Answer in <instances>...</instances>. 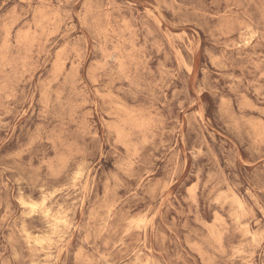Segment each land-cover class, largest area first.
I'll list each match as a JSON object with an SVG mask.
<instances>
[{"label": "rangeland", "instance_id": "rangeland-1", "mask_svg": "<svg viewBox=\"0 0 264 264\" xmlns=\"http://www.w3.org/2000/svg\"><path fill=\"white\" fill-rule=\"evenodd\" d=\"M0 264H264V0H0Z\"/></svg>", "mask_w": 264, "mask_h": 264}, {"label": "bare ground", "instance_id": "bare-ground-1", "mask_svg": "<svg viewBox=\"0 0 264 264\" xmlns=\"http://www.w3.org/2000/svg\"><path fill=\"white\" fill-rule=\"evenodd\" d=\"M45 210H46V212H49V209L46 207L45 208ZM145 213V212H144ZM247 213V212H246ZM142 221H143V219H142ZM245 224V223H244ZM213 238V237H212Z\"/></svg>", "mask_w": 264, "mask_h": 264}]
</instances>
